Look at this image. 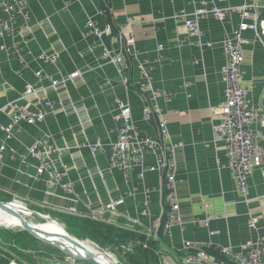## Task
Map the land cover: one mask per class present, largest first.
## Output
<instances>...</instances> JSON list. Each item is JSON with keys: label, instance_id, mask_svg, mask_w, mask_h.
I'll return each mask as SVG.
<instances>
[{"label": "crops", "instance_id": "crops-1", "mask_svg": "<svg viewBox=\"0 0 264 264\" xmlns=\"http://www.w3.org/2000/svg\"><path fill=\"white\" fill-rule=\"evenodd\" d=\"M25 1L31 28L23 47L34 56L55 53L58 58L54 65L27 58L28 69L17 74L16 62L3 49V45L11 46L17 40L0 38V109H4L0 124L8 126L12 104L39 110L49 101L52 109L47 110L40 123H20L12 128L9 138L0 130V148L6 149L0 162V201L21 199L35 214L47 215L58 222L71 237L96 254L105 255L82 240H92L89 235L96 236L102 225L146 240L147 233L161 222L165 210L161 177L146 172L138 180L134 171L130 180L125 181L122 171L109 165V144L121 127L117 114H111L116 100L128 103L136 126L150 136L156 134L155 126L142 117L144 96L129 86L139 78L140 64L145 63L153 68L150 75L154 87L172 93L169 100L160 101V106L168 121L171 141L176 145L181 225L162 233L158 247L163 258L179 264L191 251L184 246L186 242L237 248L256 237L264 240V164L262 170H255L249 177L247 200L243 202L226 168L224 147L212 142L218 105L225 100L220 73L225 62L222 40L225 34L233 33L240 19L230 14L223 22L213 17L202 20V41L212 46L200 49L196 47V38L188 36L183 24L175 19L181 10L193 13L199 1H204L207 8L233 9L241 6L243 0ZM255 1L264 7V0ZM3 16L0 8V17ZM89 20L99 28L112 26V33L103 39L101 46L93 47L86 36ZM127 20L130 27L125 26ZM259 28L264 34V22ZM129 31L135 35L137 60L125 56L119 65L105 62L102 50L115 52L120 33L126 36ZM243 40L241 83L248 89L251 106L264 111V43L258 30L243 32ZM158 45L163 46L160 53L156 50ZM76 71L80 73L78 77L57 87L39 84L33 76L41 72L57 79ZM28 85L44 91L26 96ZM41 138L51 140L59 151L53 157L54 170L64 174L65 181L72 184L73 195L47 189L49 173L34 179L36 163L28 158L27 150ZM95 142L100 147L94 151L82 147ZM152 161L151 155L144 158L146 165ZM145 190L149 191L147 215L142 207ZM119 199H123V204L115 213L110 212L108 205ZM202 203L209 205L207 213L213 218L208 226L194 224L195 219L203 216ZM248 214L257 219L256 231L247 226ZM212 231L217 233L213 237L208 235ZM140 244L128 241L105 250L114 263L117 260L113 255L133 253V248ZM56 250L28 233L0 230V264H56L64 260L56 255ZM208 250L215 254L210 255L214 264H232Z\"/></svg>", "mask_w": 264, "mask_h": 264}, {"label": "built area", "instance_id": "built-area-1", "mask_svg": "<svg viewBox=\"0 0 264 264\" xmlns=\"http://www.w3.org/2000/svg\"><path fill=\"white\" fill-rule=\"evenodd\" d=\"M205 5L204 1H199L193 13L187 14L184 10H181L175 16V19L183 24L188 36L196 38V47L198 49L202 46H212V43L202 41L203 32L200 29L202 20L213 17L217 21L223 22L230 14H235L240 19L233 33L225 34L222 40L225 62L220 73L224 84L223 93L225 100L218 105L216 123L212 125V142L214 145L222 144L224 147L226 168L235 183L236 193L243 198V202H246L248 179L255 170H262L264 164V111L251 106L248 89L241 83L242 66L245 60L243 32L249 29L258 30L255 24L260 13L264 12V7H260L255 0H243L241 6L233 9L207 8ZM0 8L4 15L0 17V38L8 37L11 41L17 40L11 46L3 45V49L17 64L16 73L20 74L21 71L28 69L29 62L27 58L46 64H56L57 54L40 53L34 56L30 50L23 47L31 28L27 2L25 0H0ZM249 21H253L254 24H249ZM125 26L130 27L131 23L127 20ZM111 33L112 26L110 24L102 28H99L92 20H89L86 24V36L91 40L93 47L101 46L103 39ZM156 50L160 53L163 50V46L158 45ZM101 56L105 62L112 65H119L125 56L137 60L138 52L134 33L129 31L126 36L120 33L117 50L112 52L103 49ZM152 69L145 63L140 64V76L138 79L132 80L129 86L137 89L144 96L142 117L147 124L155 126L156 134L150 136L136 126L132 122L131 109L128 103L116 100L111 108V114H117V120H120L121 127L115 140L109 144V165L121 170L125 181L130 180L134 171H137L138 180H142L146 172L158 173L161 177V187L165 190L164 224L163 227H161V222L155 224L147 233L146 241L157 238V232L160 228H162V233L165 234L175 226L181 225L180 201L177 194V170L174 159L176 145L171 141L168 121L160 106V101L163 99L169 100L172 93L161 92L160 89L154 87L150 75ZM79 75L80 73L76 71L69 75H60L55 79L41 72L33 73L37 83H48L51 87L65 85ZM43 91V88L34 90L33 87L28 85L25 95L30 96ZM51 109L52 104L49 101H45L43 108L39 110L26 109L12 104L10 105L11 113L8 117L9 124L8 126L0 124V130L9 138L12 128L20 123L26 125L40 123L44 120L47 110L50 111ZM3 111L4 109H0V113ZM82 147L94 151L100 147V143L84 144ZM5 150V147L0 148V162ZM59 154L52 141L43 138L35 141L27 150L28 158L36 163L35 180H38L44 173H49L50 177L45 184L47 189L50 191L59 190L68 195H73L72 184L65 181L64 174L54 170L53 157ZM147 155H151L153 160L150 165H146L144 162V158ZM262 175L264 176V169L262 170ZM143 196V213L147 215L149 191L145 190ZM5 203L11 205V207L20 204L21 209L18 211L21 215H23L22 211L25 210L31 214L30 216L36 215L41 219L49 218L44 214H35L21 199L12 198ZM122 204L123 199L115 200L108 205V210L115 213L117 207ZM208 208L209 205L207 203H202L203 216L201 219L194 220L195 225H209L213 218L207 213ZM215 219H221V217H215ZM256 225L257 219L248 214V228L256 231ZM215 234L217 233L214 231L208 233L211 237ZM184 246L193 253L182 257L179 264H214L212 257L206 253L208 249H212L217 255L226 258L232 264H264V240L259 237L249 240L237 248L231 245L215 246L211 242L207 244L186 242ZM142 247L146 248V243ZM156 253L159 256L160 264H174L172 260L168 261L163 258V252L157 251ZM74 263L75 260L70 257L56 262V264Z\"/></svg>", "mask_w": 264, "mask_h": 264}, {"label": "trees", "instance_id": "trees-1", "mask_svg": "<svg viewBox=\"0 0 264 264\" xmlns=\"http://www.w3.org/2000/svg\"><path fill=\"white\" fill-rule=\"evenodd\" d=\"M264 22V12L260 13L257 25L260 37L264 43V34L261 33L259 24ZM164 218L161 220V227H163ZM27 233V232H25ZM94 243L101 249H107L110 247L118 246L119 244L127 243L128 241L141 242L139 246L133 248V253H124L122 256V264H160L158 242L162 240V228L157 232V239L145 240L144 237H140L136 234L128 232L117 231L109 225H102L98 230L96 236L89 235ZM146 243V248L142 247V244ZM209 255H215L211 250H206ZM193 253L192 251L189 252ZM103 255V254H101ZM107 257L106 255H103Z\"/></svg>", "mask_w": 264, "mask_h": 264}, {"label": "bare ground", "instance_id": "bare-ground-1", "mask_svg": "<svg viewBox=\"0 0 264 264\" xmlns=\"http://www.w3.org/2000/svg\"><path fill=\"white\" fill-rule=\"evenodd\" d=\"M12 209L18 211L19 209H21V205L16 204V206H13ZM22 212H23L22 214L24 215L25 219L31 215L29 212H26L25 210H23ZM31 225L33 226V228H35L40 233V237L52 243H57V242L63 243V246H65L73 255H76L78 257H86V255H90L97 262L101 264H112L108 260H106L104 257H101L100 255L96 253H93L91 250H89L85 246H83L84 248L82 249L75 248V246H73L70 242H67L66 240H64L63 236H67L69 234H67L55 222L48 221L42 225L31 223ZM0 226L21 228V222L15 217L5 213L3 210L0 209Z\"/></svg>", "mask_w": 264, "mask_h": 264}, {"label": "water", "instance_id": "water-1", "mask_svg": "<svg viewBox=\"0 0 264 264\" xmlns=\"http://www.w3.org/2000/svg\"><path fill=\"white\" fill-rule=\"evenodd\" d=\"M0 209L3 210L5 213L18 219L21 222V229H23L25 232H27L29 235H31L33 238L37 239L38 241L59 249L64 255L72 258L75 261H78L84 264H101L97 262L90 255H86V257H78L76 255H73L65 246H63V243H60V242L52 243L50 241L43 239L42 237H40V233L35 228H33L31 223L27 219H25L23 215L19 213V211L13 210L11 205H8L0 201ZM44 220L47 222L48 221L55 222L54 220L50 218L44 219ZM55 223L59 224L58 222H55ZM63 239L66 240L67 242H70L73 246H75V248H79V249L84 248L81 242L70 237L69 235L63 236ZM113 264H117L116 261Z\"/></svg>", "mask_w": 264, "mask_h": 264}, {"label": "rangeland", "instance_id": "rangeland-1", "mask_svg": "<svg viewBox=\"0 0 264 264\" xmlns=\"http://www.w3.org/2000/svg\"><path fill=\"white\" fill-rule=\"evenodd\" d=\"M29 222H31V223H36V224H40V225H42V224H44V223H46L47 221H45L44 219H41V218H39V217H36V216H34V215H32V216H29V217H27L26 218ZM59 227H61L67 234H69L60 224H57ZM0 230L1 231H12V232H19V231H22L23 233H25L24 232V230L23 229H21V228H19V227H4V226H0ZM85 241L86 242H89V243H91V244H93L94 246H95V249L97 250V251H99V252H101V253H105V255L107 256L105 259L106 260H108L110 263H112L113 264V262H112V260L110 259V256H109V254H107L106 252V250L105 249H101V248H99L95 243H94V241H92L91 239H86V240H82V242L85 244ZM52 248V247H51ZM57 249V248H56ZM108 253H110V252H108ZM56 255H59V258L60 259H62V258H64V260L65 259H67L68 258V256H66V255H64L59 249L58 250H56ZM113 257H115V259L118 261H116V263L117 264H122L123 263V259H122V256H120V255H118L117 257L116 256H114L113 255ZM73 260V259H72ZM119 261L121 262V263H119Z\"/></svg>", "mask_w": 264, "mask_h": 264}, {"label": "flooded vegetation", "instance_id": "flooded-vegetation-1", "mask_svg": "<svg viewBox=\"0 0 264 264\" xmlns=\"http://www.w3.org/2000/svg\"><path fill=\"white\" fill-rule=\"evenodd\" d=\"M98 255H100L101 257H104V258H106L105 256H103V255H101V254H98Z\"/></svg>", "mask_w": 264, "mask_h": 264}]
</instances>
